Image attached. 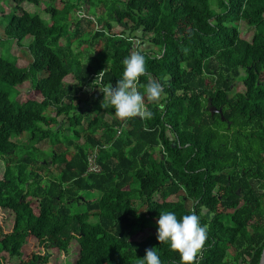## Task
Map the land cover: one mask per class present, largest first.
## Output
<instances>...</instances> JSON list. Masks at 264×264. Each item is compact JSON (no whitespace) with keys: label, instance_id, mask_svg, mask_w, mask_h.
Listing matches in <instances>:
<instances>
[{"label":"trees","instance_id":"trees-1","mask_svg":"<svg viewBox=\"0 0 264 264\" xmlns=\"http://www.w3.org/2000/svg\"><path fill=\"white\" fill-rule=\"evenodd\" d=\"M48 1L49 22L21 6L42 0H0L10 11L4 35L19 45L30 37L31 56L22 67L0 55V252L19 264H46L49 250L68 253L74 241L72 264H138L147 248L162 264H180L179 253L157 240V220L160 212L178 219L195 212L207 229L195 264H258L264 0H213L214 9L211 0H122L123 7L115 0L90 40L79 23L70 32L69 15L90 14L92 0H58L60 8ZM240 22L253 27L250 40L240 37ZM72 36L93 50L89 60L74 50ZM133 50L146 60L138 90L151 77L164 85L162 98L146 103L151 118L107 120L114 110L102 107L104 94L92 82L114 86ZM25 80L30 91L17 100L16 85ZM236 81L242 88L232 93ZM43 140L52 147L40 149ZM90 158L99 170H89ZM2 214L11 220L8 231ZM28 239L45 254L22 259Z\"/></svg>","mask_w":264,"mask_h":264},{"label":"clouds","instance_id":"clouds-1","mask_svg":"<svg viewBox=\"0 0 264 264\" xmlns=\"http://www.w3.org/2000/svg\"><path fill=\"white\" fill-rule=\"evenodd\" d=\"M122 65V75L114 86L108 84L100 87L95 83L96 78L92 82V88H99L104 94L102 107H111L116 118L121 121L134 117L151 118L152 113L147 109L146 103H158L162 98L164 85L150 77L143 93L138 90L139 78L147 74L145 55L140 50H133L122 60ZM157 225V240L167 243L172 251L179 253L180 264H195L207 239V229L201 225L199 216L193 212L178 219L173 211L160 212ZM138 264L162 262L154 248H147Z\"/></svg>","mask_w":264,"mask_h":264},{"label":"rangeland","instance_id":"rangeland-1","mask_svg":"<svg viewBox=\"0 0 264 264\" xmlns=\"http://www.w3.org/2000/svg\"><path fill=\"white\" fill-rule=\"evenodd\" d=\"M93 4L90 7V14H86L84 11H71L69 17H70V24H69V29L70 32L73 33L75 29V25L79 23L81 29H83V38H87L88 40L91 39V34L93 29L101 27V24L98 23L97 18L98 17H105L107 16V11L111 9V6L116 3L115 0H107L103 2H99L100 0H92ZM120 1V0H119ZM48 0H42V3L40 6H36L32 3L29 2H23L21 3V6L23 9L27 10L28 12L32 14H39L41 18L45 19L47 22H49V16L47 13L44 12V7L48 6ZM63 2H68V0H63ZM118 2V1H117ZM54 6L57 8L61 7V3L58 0H55ZM121 5V7L124 6L125 2L121 0L120 3H117ZM210 6L211 8H216V4L213 0L210 1ZM10 16V11L8 9V6L6 3L0 2V55L3 57H16V63L19 66H26L31 60V56L28 51V43L30 41V37L25 38L21 41V45L17 43V41L7 38L4 35V27L9 19ZM89 18V20L93 21L89 25V23L84 20ZM78 19H83L78 22ZM254 32L253 27L247 26L245 23L240 22L239 24V34L240 37L250 40ZM79 35V34H78ZM75 36H77L75 34ZM81 40V39H80ZM141 43V40H138ZM138 41L136 43H138ZM63 42V40L61 41ZM78 42V44H77ZM72 44L73 48L75 51L80 50L82 52V59L83 60H89L91 55L93 54V50L88 47V44L85 42H79L78 39L73 38L72 36ZM142 44V43H141ZM139 45V44H138ZM142 45H145V48H154L151 44L149 43H144ZM140 45L141 47H144ZM157 49V48H156ZM31 88L30 81L25 80L23 83L16 85L17 93L15 94V99L21 100L24 98V96L29 93ZM242 88V83L240 81H236L233 85L232 93L240 90ZM49 114H54L51 112V110L48 111ZM115 117V114L111 115L106 114V119L110 120L112 117ZM58 120H63V126L66 127L68 125V122L65 118H62V116L58 117ZM67 134V132H65ZM69 134V132H68ZM14 140H17L21 143L26 142L27 139L24 137H17L14 138ZM82 140V139H81ZM40 149L42 150H48L50 149L51 143L48 140H43L40 141L36 144ZM157 154H158V148H157ZM47 169L43 171L45 173ZM4 172V162L0 158V178L2 177ZM93 195L97 196V192L93 193H85V197L91 198ZM79 209V206H78ZM7 213V212H5ZM3 218L1 221V225L4 228L5 231H8L10 229V219H8L7 214H2ZM91 220H94L93 218ZM77 251H78V246L77 243L72 241L70 244L69 252L64 253L62 251H59L57 249H51L49 250V257L48 261L46 264H72L76 257H77ZM44 248H39V245L37 244V241L35 239H28L27 242L24 244V246L21 249V258L22 259H27L32 256V254H45ZM0 256L4 257V262L6 264H19V259L17 257H12L10 258L8 254L4 251L0 252ZM228 259H231V257L228 255Z\"/></svg>","mask_w":264,"mask_h":264},{"label":"water","instance_id":"water-1","mask_svg":"<svg viewBox=\"0 0 264 264\" xmlns=\"http://www.w3.org/2000/svg\"><path fill=\"white\" fill-rule=\"evenodd\" d=\"M210 111H211V113H213V112H215V111H217V112H219L220 113V115H221V118L223 119V116H222V113H221V109L219 108V109H216L215 107H211L210 108ZM229 125V124H228ZM206 211V210H205ZM258 264H264V246H263V248H262V251H261V255H260V259H259V263Z\"/></svg>","mask_w":264,"mask_h":264},{"label":"built area","instance_id":"built-area-1","mask_svg":"<svg viewBox=\"0 0 264 264\" xmlns=\"http://www.w3.org/2000/svg\"><path fill=\"white\" fill-rule=\"evenodd\" d=\"M100 79H98L99 82ZM120 132V129H118V133ZM89 170H99V166L95 163V161H92V159H89Z\"/></svg>","mask_w":264,"mask_h":264},{"label":"flooded vegetation","instance_id":"flooded-vegetation-1","mask_svg":"<svg viewBox=\"0 0 264 264\" xmlns=\"http://www.w3.org/2000/svg\"><path fill=\"white\" fill-rule=\"evenodd\" d=\"M238 194H239V191H238Z\"/></svg>","mask_w":264,"mask_h":264}]
</instances>
